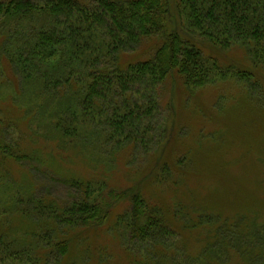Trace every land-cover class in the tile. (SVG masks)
<instances>
[{"label":"rangeland","instance_id":"1","mask_svg":"<svg viewBox=\"0 0 264 264\" xmlns=\"http://www.w3.org/2000/svg\"><path fill=\"white\" fill-rule=\"evenodd\" d=\"M169 1V30L187 26L177 1ZM52 26L41 12L22 21L0 18L2 233L8 232L11 239L22 236L28 245L38 239L41 244L55 243L56 233L37 211L31 213L34 222L25 223L32 221L11 209L33 206L31 194L45 187V195L52 198L47 203L64 201L71 193L66 180L75 179L104 185L106 193L139 189L160 210L172 236L155 245L131 240L124 222L130 201L118 202L103 226L69 231L72 242L63 264H264V93L248 92L250 86L263 91L264 58L253 60L247 44L245 49L227 48L220 56L224 68L252 72L255 84L254 78L227 75L190 93L182 83L167 82L161 92L160 122L170 131V121H175L177 131L163 153L153 154L152 148L149 155L133 157L128 147L113 159L102 157L105 165H100L93 161L96 139L89 123L81 128L85 144L65 139L67 151L60 153L56 125L69 103L54 100V91L43 93L40 79L26 81L14 60L32 33ZM161 41L148 40V51L154 52ZM15 156H24L29 164L18 163ZM40 211L45 216L47 209Z\"/></svg>","mask_w":264,"mask_h":264},{"label":"trees","instance_id":"2","mask_svg":"<svg viewBox=\"0 0 264 264\" xmlns=\"http://www.w3.org/2000/svg\"><path fill=\"white\" fill-rule=\"evenodd\" d=\"M176 1L187 26L169 30V0H0V18L22 21L41 12L53 21L51 28L32 33L14 60L26 81L40 79L43 93L54 91V100L69 103L65 108L61 105L56 125L61 154L67 151L65 139L85 144L81 128L86 123L96 139L91 146L97 153L94 163L105 165L102 157L113 159L128 147L133 157L149 155L152 148L153 154L163 153L177 131L170 117V131L160 122L161 92L167 82L182 83L190 93L227 75L246 81L254 78L255 84L252 72L251 76L232 66L224 68L219 60L223 50L245 49L246 44L252 46L248 53L253 60L264 58V0ZM153 37L162 41L150 52L145 43ZM249 88L251 95L264 93L263 86V91ZM15 157L18 163L29 164L24 156ZM166 173L167 168L163 176ZM66 183L69 201L47 203L52 198L45 195V187L31 194L33 206L11 209L22 213V220L32 221L25 223H33L31 213L37 211L56 233V242L49 240L44 247L46 243L38 239L28 245L20 233L11 239L8 232L2 233L4 223L0 264H63L72 242L69 231L103 226L122 201L131 204L124 221L131 240L155 245L172 236L160 210L139 189L106 193L104 185L94 187L75 179ZM40 207L47 209L45 216Z\"/></svg>","mask_w":264,"mask_h":264}]
</instances>
